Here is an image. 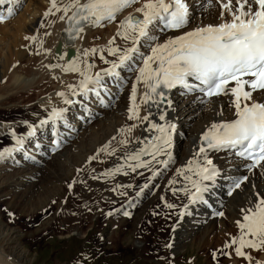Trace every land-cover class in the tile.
<instances>
[{"label": "bare ground", "instance_id": "bare-ground-1", "mask_svg": "<svg viewBox=\"0 0 264 264\" xmlns=\"http://www.w3.org/2000/svg\"><path fill=\"white\" fill-rule=\"evenodd\" d=\"M23 2H25V0H15V2L6 0L5 3L0 4V12L7 14L8 10L11 8L13 11L12 15L18 13V18H16V21L19 22H17V24L16 21L12 19V22L15 21L13 23L15 26L13 24L10 25V27L13 25L12 29H9L8 24H6L10 23V21H6L5 24L0 23V28L3 30L2 27H7L4 29H9L8 31L13 30L14 34H16L17 30L21 32L20 29H23L25 32L27 30V41L28 43L32 42L34 54L37 55L34 59L31 58L35 61H31L30 65L27 63L28 65L26 64V66H22L19 63V60L22 58V55L26 54L24 51H20V54L17 58L14 56L15 59L13 58L12 53L9 51L10 49L0 52V80H2L7 69H12L10 75L8 74L11 80L10 89L8 90L18 91L22 88L18 87V85H25L26 87L28 86L33 88L34 85L38 86L40 82L46 78V76L49 78H46L47 82H50L49 80L54 77L57 81V86L56 90H49L43 94V97L41 96L42 98L36 102L34 101L35 107L31 109V119H33V122L35 121V123L29 125L27 130L23 131V136H14L12 133L11 138L9 137L10 139L3 146L4 151H11H5V155L3 158H1L0 163L5 167L4 169L2 168L1 171H6L8 169L13 170L12 167H23L20 170L3 175V177L9 179V181L7 180L9 182L7 185H4V183L1 182L4 185L3 188L9 189L15 187L19 189L18 187H22L23 184H25V181L36 177V174L41 172V170H39L37 167L38 163H33L39 162L40 164H43V162H41L43 159L54 158L57 160L59 166L66 165L69 168H72L67 163L68 158L70 157V154H72V151L74 152L73 149L75 147L85 142L84 139L89 133L91 135V144L89 149L86 151L89 152L87 153L86 159L84 158L85 156L80 158V154H76L77 157L80 158V164L79 168L77 169L78 173L75 169V174L77 173V177L75 181L76 184H74L79 188L78 194L82 196L83 199L88 198L87 196L89 194V188L87 186H82L79 183L81 181H88L90 183L92 182L91 186L98 188L97 186L101 185V182L104 180H107L104 181L105 183L108 182L109 179H114L124 187L128 188L131 185V181H129L130 178L134 179L135 177L139 176V178L142 179L148 177L149 174H147L145 170L150 169V171H153V168L157 164L155 168L159 170L158 174L153 175L152 180L147 183V187L140 190V199H136L137 202H141V200L147 197V195L152 190L154 191L156 188L155 186L160 183L159 177L163 175L172 164H174V172L171 175H168L165 179V182L162 183L163 192H165V194L169 197L178 198L179 201V214L178 217L174 219L169 234L170 238L172 239H170L171 242L169 241L168 245L170 244V250H172V253L177 254L180 253L179 251H181L180 254H185L189 248H198L199 245L206 241L208 242L207 244H209L210 241L211 243L215 242L214 245L217 246L220 238H227L225 242L223 241V244L228 242L232 237L238 238L241 235V231L237 230L239 229L237 222H242L243 217L241 209H247L254 206L257 200V194L264 197V162L257 168L246 169L244 167V163H242L236 156L235 149L226 148L223 150L222 148H204L200 145L202 136L211 128L213 124H222L236 119L235 107L232 105V101L235 98L229 94L220 95L205 101L203 96L193 93V95L187 100H184L187 98V96H185V90L181 87H178L174 93L178 94L176 99H180L179 101L184 100L182 103L183 106L181 105V108L179 107L177 110H174L172 107L173 105L170 104V101L173 100L172 96L174 95L170 94L167 97L163 107L158 108L155 104H151L150 102L149 104L142 103V98L147 89L145 88L143 82L137 83L136 77L139 74L138 71H130L127 68L121 67L116 69V71L119 73L118 78L115 76H109L104 70L110 69L113 63H119V57L103 66L100 65L96 59H92L93 57L90 51L93 50V47H91V42L95 40L96 35L101 37L103 43L102 45L99 44V49H103L104 45H107L111 39H116L117 46H119V50L121 51L131 46V40L130 42H125L122 36L117 35L118 31H122L118 25L128 16L142 19V14L137 12L136 9L141 8L144 3L148 2V0H139L138 3L132 4L131 6L125 8L116 16L114 22L103 21L99 26L87 24L82 29V31H80L79 34L71 40V42H66L64 37V31L67 28V17H65L64 20L59 18L64 14L62 11L56 12L55 9H52L54 14L48 15L45 19L46 21H44V27L41 25V28L38 30L39 22L42 21V18L45 17L44 13L50 8V0H26L25 4ZM67 2L68 0H64V3ZM165 2L168 3L171 2V0H165ZM227 2L228 0H224V3ZM186 3L189 8L190 22L185 27V29L178 32L165 33L159 32V23L150 26V35L154 36L155 39L150 41L141 39L140 43L137 45L139 47L140 55L135 58L133 67H142L143 58L152 55V47H155L158 44H164L167 40L182 35L197 27H204L208 25L215 26L224 22H231L232 20L231 13L227 9L222 8L220 0H186ZM232 3L235 7V0H232ZM3 4L4 6H2ZM222 12L223 18L221 17ZM68 15H71V11L68 13ZM99 27H105V30L100 31ZM42 28L43 30L41 31ZM2 32L5 31L3 30ZM4 35L5 34H3V36ZM17 36L18 35H16V37ZM14 40H16V38H14ZM23 40L20 42L21 45H23ZM34 41L35 43H33ZM16 42L14 41V43ZM57 44H61L59 53L55 52V47ZM7 45L8 44H6V46ZM16 45L17 44L14 46ZM24 45H26V43H24ZM4 47L5 46H3V48ZM8 47L9 46H7V48ZM67 47H72L76 50V56L70 62L66 61ZM16 48L17 46L15 47L14 51ZM0 51H2V49ZM85 53H87V55H85ZM106 57L107 55L104 56L105 59ZM151 63L152 67H156L155 62ZM69 64H75L78 66L79 71L65 72L63 69ZM88 65H92L93 68H89ZM19 69L21 71L31 70L34 72L29 73L30 75H25L21 74ZM91 69L92 72L90 75H88V72L89 70L91 71ZM81 72L91 76L93 79H95L96 73H100L102 77L101 86L96 87L97 89H107V91L113 95V99L111 101H107L105 106L99 105V99L94 102L84 104V98L91 96V93L96 94V90L93 88V85H89V87L93 88L94 90L88 91L86 94L80 90V81L84 79V77L81 75ZM50 77L52 78L50 79ZM107 77L113 78L117 87L120 88V91L116 90L117 87L107 88L106 85L103 86ZM64 84L65 86L67 85V87L68 85L72 87L68 89L66 87L63 88ZM133 85L136 87L135 99L134 101L132 99L130 102L129 96L132 97ZM233 86H235L234 82L228 85L229 88ZM32 88H30V90ZM62 89H66L64 98L59 95ZM245 90L251 91V89H249L247 86H245ZM69 91H71L70 94ZM105 93L106 92L104 91L99 92V97L105 99ZM4 94L6 95V93H3V95ZM3 98L5 97L0 95V101ZM252 98L256 102L264 103V90L254 91ZM65 100L70 102L66 103ZM241 103H243V101H241ZM81 105H85V108L88 110L87 115H85V109H83ZM130 107H137L139 116L141 118L147 116L148 120L145 121L136 118L129 119L127 111H129ZM54 111L60 113V116H54ZM183 112L186 113L187 123H189V125L193 124L195 118H203V120L193 128L187 129L186 132H184V136L181 135L182 133L180 131L183 126L180 125V115ZM118 114H121V116ZM161 115L164 116V120L160 119ZM42 121H45V123H41ZM150 124L164 126L165 128H167L168 125L175 126L173 130L169 131V137L171 140L170 146L165 145V152L161 155H158L156 160H152L151 155H142L141 160H151L152 163L148 165V167H141L137 168L136 171H132V167H130V165L134 166L136 161L128 160L127 157L138 152L142 148H148V142L150 140H152L154 144L160 143V141L153 140V137L159 136L161 134L156 129L150 128ZM4 127L7 128V124H0V137L2 136L1 134H3V132L6 130ZM101 128L104 130L103 134L99 131ZM119 129L123 131H121L122 134L120 136H117L115 131ZM107 132H111L110 135L107 136ZM31 134L34 136L33 140H30ZM101 134L103 135V138H100ZM55 137H57L60 143V151L51 155L49 152L50 142L51 139H54ZM45 138L48 141V144L43 142ZM113 138L116 139V142L114 141L115 146L112 143L113 148L111 150L109 149L110 147H107V150L103 151L102 154L98 156L101 159L106 158L105 165L107 169L102 170L104 167L101 168L99 166L97 160L100 159L95 156V152L100 148H105V145L103 144L104 146L101 147L100 145H102V143L100 145L98 143L100 140L102 141L105 139V141H103V143H105L108 142L109 139ZM18 139L22 140V144L16 143ZM122 141H124V143H122ZM201 148H204L203 152H200ZM149 150L151 149L149 148ZM109 153L112 154L109 155ZM90 157H94L95 160L88 167V165L86 166L85 164L88 162L87 160H89ZM83 158L85 160L82 162ZM166 159L169 161L167 166H162V163H157V161H164ZM207 160H211L212 164L208 165ZM190 161L191 164H189ZM101 164L103 165V162ZM117 167H121L122 171L111 176L104 175L105 173ZM203 167H207L209 169L215 168L217 174L212 179H202V176L197 175V172H199V170ZM82 168V178L79 179L78 176L81 173L79 170ZM47 170L48 168L46 167V171ZM62 177L64 179V184V182L66 183L65 180L67 179L65 176ZM242 178L243 183L240 184L239 188H235V182L237 180H241ZM114 180L113 182H115ZM193 181L198 182L204 189L201 193H199V195L202 197L201 199L190 198L192 197V194L196 192V189L193 186ZM59 182L62 181L59 180ZM69 184L73 183L70 181L68 185ZM168 189H171L169 191L178 189L180 193L179 195H176L173 194V192H168ZM230 192L231 195L229 196L228 193ZM128 195L130 196V194ZM136 197L137 196L135 195L134 198ZM126 203H124V206L127 205ZM207 205L215 207V209L209 211L206 207ZM216 211H222V217H218L214 213ZM78 214L80 219L82 218L83 220V214L86 213L81 210ZM17 232V229H10V227H5L1 224L0 248L5 249L4 247L14 244L16 237H13V235ZM77 233L82 234L78 231ZM136 247L140 248L141 245L138 243L135 245V248ZM234 247L235 249L237 248V246ZM8 248L6 247V249ZM25 252L21 255H16V252L12 249H10V252H3L7 253L9 259L11 260H1L0 264H33L27 261ZM260 252H262V255H260L258 259L254 260L255 257L248 251L246 256L249 254V263L264 264V250L259 249L258 253ZM238 257L235 258L234 261H231V264H238ZM205 263L212 264L207 260ZM224 263L230 264V262L226 261H224Z\"/></svg>", "mask_w": 264, "mask_h": 264}, {"label": "rangeland", "instance_id": "rangeland-1", "mask_svg": "<svg viewBox=\"0 0 264 264\" xmlns=\"http://www.w3.org/2000/svg\"><path fill=\"white\" fill-rule=\"evenodd\" d=\"M25 2L23 3L25 4ZM2 6H4V4ZM17 15L18 13L9 18L7 22L10 21V23L4 22L1 24L6 23L9 26L8 28L12 29L13 25L15 26L13 23L16 21V18H18ZM12 19L15 21L12 22ZM45 19L46 17L42 18V21L39 22L38 30L41 28V25L44 27ZM17 22L18 21H16V23ZM11 24L13 25L10 27ZM2 28L5 32H2L3 30L0 28L1 32L5 35L3 36L0 32V35H2L0 36V50L2 49L0 52L10 49L9 51L15 59L14 56L17 58L20 54L19 52L24 51L26 54L22 55V58L19 60L22 66H26L27 63L30 65L31 61H35L32 59H34L37 54H34L32 42L28 43L27 41L28 31L26 30L25 32L23 29H20L21 32L17 30L16 34H14L13 30L8 31L9 29H4L7 27ZM42 30L43 28L41 31ZM99 30H105V27H99ZM16 35L18 36L16 37ZM14 38H16L17 42ZM22 40L23 45L20 43ZM14 41L16 43H14ZM110 41H112V43H110ZM110 41L107 45H104V47L102 46L103 49L98 48L99 44H103L100 36L96 35L95 40L91 42V47L95 50L90 51L93 57L92 59H96L102 66L107 64V62L117 59L121 54L120 51L115 54H109V49H119L116 39H111ZM124 41L130 42V40L125 39ZM24 43H26V45H24ZM33 43H35V41ZM6 44H8V48ZM15 44H17V48L19 47L20 49L16 48L14 51L16 47L14 46ZM2 45L5 47L3 48ZM103 54L104 56L107 55L106 59L108 61L104 58ZM11 70L12 69H7L2 80H0V95L7 98H3L0 101V124H7L8 126L7 128L4 127L6 130L0 137V152L4 153L3 146L11 138L12 133L14 136H23V131L27 130L29 125L35 123V121L33 122V119H31V109L35 107V102L42 98L45 92L56 90L57 86V81L53 76V78L50 77V79L52 78L49 80L50 82H47L46 78L48 77L46 76L38 86L34 85L33 88L26 87L25 85H18V87H22L20 90H8L11 84L9 78ZM29 71L31 70H20V73L30 75L29 73L34 72ZM91 72L92 69L91 71L89 70L88 75H90ZM63 86V88H70V85L67 87V85L65 86L64 84ZM30 88L32 89L30 90ZM62 90L60 93L66 94V89ZM70 92L71 91H69V94ZM3 93H6V95H3ZM177 95L178 94H174V96H172L173 100L170 101L174 110H177L179 107L181 108L183 106V101L190 97L188 96L183 101H179L180 99H176ZM62 97L64 98V95ZM130 99H132V97L129 98V100ZM127 113L130 115L129 111H127ZM118 115L121 116V114ZM180 117V125H183L180 129L182 136L185 135L184 132H186L187 129L193 128L203 120V118H195L193 124L189 125V123H187L186 113L183 112ZM99 131L103 134L104 130L101 128ZM110 133L111 132H107L106 135L108 136ZM102 134L100 138H103ZM115 134L120 136L122 134L121 129L116 130ZM90 136L91 135L88 133L87 137L84 139L85 142L75 147L73 149L74 152L72 151V154H70L67 163L72 168L66 165H60V167L57 160L54 158L43 159L41 161L43 164L34 162L33 164L38 163L37 167L41 172L37 173L36 177L25 181L22 187H18L19 189L15 187L9 189L3 188L4 185L9 183V179L3 177V175L15 172L23 167H12L13 170L8 169L9 171H1V169L5 167L0 163V226L2 224V226L10 227V229L18 230V232L13 235V237H16L14 244L6 246L7 248L9 247L15 251L16 255H21L26 251L25 255L27 256V261L33 264H206V260L210 261L212 264H225L224 261L230 262L231 264V261H234V259L238 257L234 246L239 247L238 238L240 236L238 238L232 237L225 244H223V241L225 242V240H227L226 237L225 239L220 238L217 246L214 245L215 242L211 243L210 241V243L207 244L208 242L206 241L199 245L198 248H189L185 254H180L181 251L177 254L172 253V250H170L171 246L170 244L168 245V242L172 239L169 234L174 219L178 217L179 214V201L178 198L169 197L163 192L162 183L165 182L168 175L174 172V164L159 177L160 183L155 186L156 188L154 191L152 190L141 202H135L133 206L132 202L126 203L130 206H124V203L130 201L131 195L139 190V188L142 187L145 189L147 187H145V185H148L147 183L152 180L154 173L155 175L158 174L159 170L155 168L157 164L153 168V171H150V169L145 170L146 173L149 174L148 177L140 179L139 176L136 175L137 177L134 179H128L131 181V185L128 188L114 179L115 182L109 179L108 182L104 183V181H107L104 180L101 182V185L97 186L98 188L92 187V182L81 181L82 183H79L82 186H87L89 188L88 198L83 199L82 196L78 194L79 188L75 185V181L78 173L77 169L80 164L79 159L83 156H85L84 158L86 159L87 153H89L86 151L91 144ZM33 139L34 136L31 134L30 140ZM105 139L102 141L100 140L98 144L100 145L102 143V145H100L101 147L105 145L108 148L110 147L109 149L111 150L116 139H109V143H103ZM43 142L48 144L46 138ZM101 149L105 148L103 147L96 150L95 156L98 157L102 154L103 151H101ZM76 154H80V158L77 157ZM84 158L82 162L85 160ZM98 158L100 159L97 160L99 166L101 168L104 167L102 170H106V158ZM94 160V157H90L85 165L89 167ZM102 162L103 165L101 164ZM162 166L165 165L163 164ZM46 167L48 168L47 171ZM75 169L77 172L76 174ZM81 170L83 171V168L79 171L81 172ZM82 174L81 172L78 176L79 179L82 178ZM62 176H65L67 179L64 184ZM59 180L62 182H59ZM70 181L73 184L68 185ZM1 182L4 183V185ZM70 185L71 187H69ZM169 190L171 189H168V192H173V194L176 195L180 193L178 189ZM128 194H130V196ZM139 199L140 196L138 200ZM168 205H172V207ZM81 210L86 213L83 214V220L82 218L80 219L78 214ZM124 211L129 212L131 216L125 217L123 215ZM217 216L222 217V215ZM77 231L82 234H78ZM234 238L237 239V243L232 244L231 242ZM246 239H251V237H246ZM138 243L141 247L135 248V245ZM226 244H231V246L226 247ZM6 247H4L5 249L0 248V250L2 249L0 251V261L11 260L7 253H3L10 252V249H6ZM259 249L264 250V246H260L257 249L251 247L242 248L241 251L244 255L238 257V264H253L251 262L249 263V254L246 256V253L249 251L255 257V260L262 255V252L258 253Z\"/></svg>", "mask_w": 264, "mask_h": 264}, {"label": "snow or ice", "instance_id": "snow-or-ice-1", "mask_svg": "<svg viewBox=\"0 0 264 264\" xmlns=\"http://www.w3.org/2000/svg\"><path fill=\"white\" fill-rule=\"evenodd\" d=\"M5 2L6 0H0V4ZM138 2L139 0H83V2L68 0L64 3V0H50V8L44 16L54 14L52 9L56 12L62 11L64 14L59 18L64 20L67 17L68 35L74 39L82 31V25L99 26L103 21H114L121 11ZM220 3L222 8L231 13V22L197 27L167 40L164 44H158L152 47V55L143 58L142 67H133L135 58L140 55L137 45L141 39L149 41L155 39L150 35V26L159 23L163 29L180 30L190 22L186 0H171L170 3H166L165 0H148L141 8L136 9L142 14V19L128 16L120 22L119 28L122 31H118L117 35L125 40H131V46L122 51L115 48L109 49V54L121 52L119 63H113L110 69L104 71L107 75L117 78L119 77L116 71L118 68L124 67L130 71H138L136 81L143 82L147 89L142 98L144 104H148L150 100L159 104L160 101L155 100V96L164 98V92L161 89L171 90L177 86L189 93L199 90L208 97L231 94L235 98L232 105L235 107L236 119L222 124H213L201 139L207 142L209 148L235 149L236 155L251 160L254 167L264 161V103L256 102L252 98L254 91L264 90V0H235V7L232 0H228L227 3L220 0ZM70 11L71 15H68ZM12 14L13 11L10 8L8 15ZM221 17L223 18V12ZM3 19L4 17L0 16V22ZM151 62H155L156 67H152ZM88 67L93 66L88 65ZM63 70L76 72L79 68L75 64H69ZM81 75L84 79L80 81L79 87L83 93L94 90L89 87L90 84L94 87L101 86L100 73L95 74V79L84 72H81ZM244 77H251V79H244ZM230 82H234L235 86L229 88ZM245 86L251 91L245 90ZM135 93L136 87L133 85V101ZM59 95L64 94L59 93ZM65 102L70 101L65 100ZM129 113V119L148 120L147 116L142 118L139 116L137 107H130ZM53 115L59 117L60 113L54 111ZM160 119L164 120V116L161 115ZM149 126L161 134L153 137V140L160 143L154 144L150 140L148 148H142L128 156V160L136 161L134 166L130 165L132 171L148 167L152 163L151 160H141L142 155H151L152 160H156L158 155L165 152L164 146H170L169 131L174 129V125H168L167 128L156 124ZM16 143L22 144V140L18 139ZM106 150L107 146L101 149V151ZM203 151L204 148H201L200 152ZM4 155V152H0V158ZM157 163L167 166L169 161H157ZM207 164L211 165L212 161L207 160ZM121 171L122 168L117 167L104 175L111 176ZM216 174L215 168L207 167L197 172V175H201L205 180L212 179ZM241 183L243 180H237L234 187L239 188ZM193 186L196 192L190 198L201 199L199 193L204 189L196 181H193ZM168 206L172 207V205ZM241 212L243 213L242 222H237L241 230L238 238L239 247L236 248L237 256L244 255L241 251L244 247L257 249L264 246V197L257 194L254 206L241 209ZM220 215L223 214L220 213ZM231 243H237V239L234 238ZM225 246L230 247L231 244Z\"/></svg>", "mask_w": 264, "mask_h": 264}, {"label": "water", "instance_id": "water-1", "mask_svg": "<svg viewBox=\"0 0 264 264\" xmlns=\"http://www.w3.org/2000/svg\"><path fill=\"white\" fill-rule=\"evenodd\" d=\"M60 49H61V44H57V46H56V48H55V52H56V53H59V52H60ZM66 54H67V55H66V61H67V62H70L71 60L74 59V57H75V55H76V50L73 49V48H71V47H69V48L67 49V53H66Z\"/></svg>", "mask_w": 264, "mask_h": 264}]
</instances>
